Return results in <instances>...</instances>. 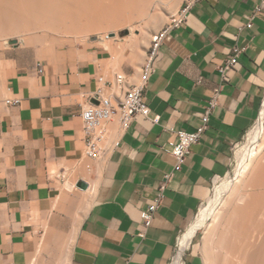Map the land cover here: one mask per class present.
Instances as JSON below:
<instances>
[{
  "label": "crops",
  "instance_id": "1",
  "mask_svg": "<svg viewBox=\"0 0 264 264\" xmlns=\"http://www.w3.org/2000/svg\"><path fill=\"white\" fill-rule=\"evenodd\" d=\"M235 48L240 68L227 72L208 130L174 169L168 151L176 132L197 129L220 84L218 69ZM79 52L76 61L42 66L40 74L37 63L21 68L11 59L0 75V264H170L177 238L213 181L227 173L232 145L259 116L264 0L198 3L162 45L143 92L159 123L138 118L126 129L118 120L108 123L105 157L89 166L79 114L98 79L113 75L103 76L99 52ZM128 76L127 87L141 72ZM6 99L20 105L7 107ZM168 173L161 206L141 239L140 212ZM82 182L87 190L78 188Z\"/></svg>",
  "mask_w": 264,
  "mask_h": 264
},
{
  "label": "rangeland",
  "instance_id": "2",
  "mask_svg": "<svg viewBox=\"0 0 264 264\" xmlns=\"http://www.w3.org/2000/svg\"><path fill=\"white\" fill-rule=\"evenodd\" d=\"M183 1L157 0L155 3L156 7H152L149 14L142 21L137 20L132 23L136 26L135 30L131 31L127 25L118 27L114 29L116 30V35L113 33L109 35L111 38H114L112 40L105 39V35L108 34L106 32L113 31V28L109 27L78 33H66L57 29L51 30L52 28L48 29L38 26L34 29L22 30L21 13L14 14L11 12L10 15L14 16L9 21H0V75L8 69V61L11 59L17 60L21 64V68L31 63H37L41 66H63L64 64L76 61L80 54L79 51L89 50L99 52L101 58H103L99 62L103 76L125 74L128 82L131 84L133 83V78L128 75L141 72V66L144 63L152 37L167 27L171 17L176 14ZM16 2L19 9L15 11L21 12V0H16ZM9 10L11 11V9ZM137 27L139 28L137 29ZM12 41L15 42L12 44ZM140 80L138 79L135 84L139 83ZM260 126H264V103L259 117L245 131L242 138L236 142L237 147L233 151L231 150L227 173L213 181L208 196L199 205L190 225L179 235L178 238L180 239L184 234L183 240L191 230L192 225L197 220L201 221L194 237L183 251V264H191L192 261L195 264H203L202 248L207 241H211L210 237L212 238L213 236V230L209 229L213 225L212 215L221 207V198L225 199L229 195L226 191L228 189L227 184L236 176L237 171L240 170L239 168H241L244 158L253 148H258L261 134H263ZM259 153L255 159L256 163L259 160L261 161V158L264 161V147ZM93 161L94 159H86L88 166ZM253 167L246 176H251ZM230 197L227 205L224 207L221 220L223 214H225L224 212L231 205V201L233 202L232 199L234 198L231 197L230 199ZM221 220L216 221L217 224L214 223L213 228ZM177 249L174 247V253H176Z\"/></svg>",
  "mask_w": 264,
  "mask_h": 264
},
{
  "label": "bare ground",
  "instance_id": "3",
  "mask_svg": "<svg viewBox=\"0 0 264 264\" xmlns=\"http://www.w3.org/2000/svg\"><path fill=\"white\" fill-rule=\"evenodd\" d=\"M156 1L21 0V12H17L15 10L19 7L16 0H0V21H9L14 16L10 15L12 12L21 13L22 30L38 26L78 33L109 27L113 31H107L105 39L112 40L114 38L109 35H116L114 29L118 27L127 25L131 31L135 30L136 26L132 23L142 21L151 8L156 7ZM260 129L263 134L258 148L249 151L236 176L226 183L229 195L225 199L221 198V207L212 215L213 225L217 224L216 221L221 220L224 207L232 195L233 202L231 201L228 210L224 212L222 220L214 228L213 225L209 227L213 230V236H209L211 241H207L202 248L203 264H264V161L261 158V161L258 159L255 162L264 147V126H260ZM252 167L251 176H246ZM200 222L197 220L184 239L182 240L184 234L179 239V249L172 264H183V251L194 237Z\"/></svg>",
  "mask_w": 264,
  "mask_h": 264
},
{
  "label": "built area",
  "instance_id": "4",
  "mask_svg": "<svg viewBox=\"0 0 264 264\" xmlns=\"http://www.w3.org/2000/svg\"><path fill=\"white\" fill-rule=\"evenodd\" d=\"M202 1L204 0H184L176 14L171 17L167 27L152 37L150 47L145 55L144 63L141 66V80L138 84L127 87L128 80L125 74H113L111 81H107L103 78L98 79L97 88L88 97V102L81 109L79 114L83 123L82 131L85 135L84 154L87 158L96 160L105 155L107 151L106 142L108 135L106 125L113 120H118L122 129L130 127V125L138 118L149 119L153 124L159 123L160 116H152L149 106L143 100L144 89L150 77L155 72L156 63L161 54L162 45L168 39L173 30L187 24L193 8ZM247 19L248 22L245 27L251 28L254 16L247 17ZM240 30H242V28ZM240 52L239 49L235 48L234 55L226 60L223 66L219 67L220 84L214 88L204 111L199 115L201 122L197 129L194 132H176L177 140L171 145V148L168 151L175 160L174 169L180 168L185 163L187 156L190 153V148L197 144L203 134L208 130L210 117L213 114L214 109L218 106L221 97L222 85L229 80L227 72L240 68ZM37 72L39 74L43 72V68L39 64L37 65ZM123 87H127L126 91H124L121 97L116 96V92L122 90ZM263 103L264 99L261 107H263ZM4 105L7 107L19 106L20 100L6 99ZM236 147L237 143H234L231 150L233 151ZM171 177V173L164 175L163 181L157 188L155 198L140 212L139 224L141 231L138 233L139 238L143 239L147 230L150 228L153 217L161 206L164 191L166 190ZM178 240L179 238L176 240L175 248L179 249ZM178 249L176 253L178 252ZM176 253H174L170 264L173 263Z\"/></svg>",
  "mask_w": 264,
  "mask_h": 264
},
{
  "label": "water",
  "instance_id": "5",
  "mask_svg": "<svg viewBox=\"0 0 264 264\" xmlns=\"http://www.w3.org/2000/svg\"><path fill=\"white\" fill-rule=\"evenodd\" d=\"M14 42H15V41H12L11 43L13 44ZM78 188H79V189H82V190H87L88 185H87V183L82 182V183H79V184H78Z\"/></svg>",
  "mask_w": 264,
  "mask_h": 264
}]
</instances>
